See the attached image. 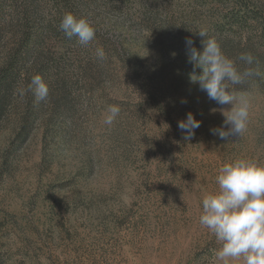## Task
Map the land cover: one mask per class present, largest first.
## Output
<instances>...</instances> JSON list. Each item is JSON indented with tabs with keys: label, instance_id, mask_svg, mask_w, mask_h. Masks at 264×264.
I'll use <instances>...</instances> for the list:
<instances>
[{
	"label": "rangeland",
	"instance_id": "374dc122",
	"mask_svg": "<svg viewBox=\"0 0 264 264\" xmlns=\"http://www.w3.org/2000/svg\"><path fill=\"white\" fill-rule=\"evenodd\" d=\"M66 13L90 21L89 45L60 30ZM200 28L238 71L250 52L264 74V0H0V264H223L201 202L223 164L264 166V75L230 86L250 99L246 132L214 136L222 106L186 56ZM37 74L39 103L17 92ZM189 111L201 124L185 141Z\"/></svg>",
	"mask_w": 264,
	"mask_h": 264
},
{
	"label": "clouds",
	"instance_id": "9594fccd",
	"mask_svg": "<svg viewBox=\"0 0 264 264\" xmlns=\"http://www.w3.org/2000/svg\"><path fill=\"white\" fill-rule=\"evenodd\" d=\"M59 27L66 37H77L82 46L89 45L95 38V29L90 21L84 17L77 18L72 13L64 14ZM194 33L202 38V50L195 47L192 38H185L186 56L193 65L190 82L199 84L200 90L210 100L222 106L211 111H219L224 117L223 124L210 131L224 141L239 138L247 130L251 104L246 93L230 86L240 85L248 77L264 75L259 62L252 53H241L238 59L248 67L240 72L235 62L224 54L216 38L209 36L206 28ZM96 56L101 60L105 58L102 47L96 49ZM197 68L201 70L199 75L195 72ZM17 92L21 98L31 92L35 102L39 103L47 100L49 87L37 74ZM119 114L118 105H109L103 115V124L112 126ZM200 124L201 121L189 111L185 119L178 121L183 139H193ZM216 183L219 191L202 199L199 223L214 234L219 244L215 250L217 259L223 264L240 258L243 264H264V166L244 158L227 162L219 169Z\"/></svg>",
	"mask_w": 264,
	"mask_h": 264
},
{
	"label": "trees",
	"instance_id": "16d2710c",
	"mask_svg": "<svg viewBox=\"0 0 264 264\" xmlns=\"http://www.w3.org/2000/svg\"><path fill=\"white\" fill-rule=\"evenodd\" d=\"M12 86V81L9 78H5L0 86V90H8ZM6 97V96H5ZM1 108V107H0Z\"/></svg>",
	"mask_w": 264,
	"mask_h": 264
}]
</instances>
